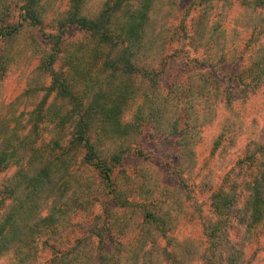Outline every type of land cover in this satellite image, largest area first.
Listing matches in <instances>:
<instances>
[{
  "label": "trees",
  "instance_id": "trees-1",
  "mask_svg": "<svg viewBox=\"0 0 264 264\" xmlns=\"http://www.w3.org/2000/svg\"><path fill=\"white\" fill-rule=\"evenodd\" d=\"M57 1L0 0V43L9 49L25 31L44 25L48 9L55 12L56 27V33L44 35L46 48L34 47L40 56L37 71L50 78V85L39 90L34 86L21 98L32 101L41 90L45 94L29 112L18 114L12 102L10 113L0 114V178L4 174L0 180V264H128L118 256L119 245L106 251L113 246L110 238L115 228L125 236L132 234V246H124L128 252L134 250L129 264L141 260L153 264L170 253L161 248L160 241L178 228L172 205L162 198L154 203L160 191L158 180L139 171L130 176L117 170L133 153L143 158L136 143L150 128L175 136L182 165L185 160L191 165L199 118L196 106L204 103L206 113L213 109L212 89L218 86L213 72L223 61L235 59L229 56V40L217 25L198 21L196 26L197 19L188 17L189 8L184 13L180 7L185 0H102L98 10L97 0H69L65 10L56 9L61 8ZM199 1L202 6L209 0ZM230 1L245 10L264 12V0ZM15 9L21 13L20 20L11 23ZM262 23L264 18L252 23L257 41L264 36V29L259 30ZM71 28L81 31L85 42L66 50L64 37ZM187 39L192 45L197 40L198 48L212 54L196 61L204 73H198V80L191 78L193 86L186 81L183 84L188 88L166 92L161 79L168 52ZM11 53L7 49L0 53V76L18 67ZM244 59V55L237 57ZM247 72L264 82V46ZM243 74L230 80L244 84ZM232 93L222 92L224 107L233 103ZM222 144L216 141L213 153H219ZM233 173L226 177L230 183L223 182L212 194V216L202 225L208 246L206 264H246L235 257L240 256L236 250L231 249L232 256L223 249L222 236L234 216L248 239L264 230V144L254 143L252 151L240 155ZM109 201L140 221L133 222L129 216L128 222L120 223L111 209H104L94 217L97 224L86 225V235L68 244L55 241L60 227L73 216L83 214L80 226L84 231L95 205ZM240 201L245 202L243 206Z\"/></svg>",
  "mask_w": 264,
  "mask_h": 264
},
{
  "label": "rangeland",
  "instance_id": "rangeland-1",
  "mask_svg": "<svg viewBox=\"0 0 264 264\" xmlns=\"http://www.w3.org/2000/svg\"><path fill=\"white\" fill-rule=\"evenodd\" d=\"M68 1L58 0L56 4L61 8L56 9H67ZM101 1L97 0L96 10L99 9ZM199 2V0H185L180 4V7L185 10L184 13L189 8L188 17L197 19L196 26L200 21L209 24V26L217 25L215 26L217 30L224 31L223 35L228 38L231 49L229 56L234 55L231 57L235 59H229L226 63L223 61L220 63L222 65L217 66L213 72L218 86L212 89L211 105L213 102L214 105H212L213 109H210L211 112L204 111L206 108L204 103L201 106L199 104L196 106L199 118L196 123L198 129L195 131L194 160L190 166L186 165L188 160H185L182 165L176 137L161 135L150 128L136 143L138 150L143 153V158L133 153L125 158L124 163L117 170H125L130 176L135 175L138 171L141 174L147 173L150 177L158 180L160 185V191L153 198L154 203L162 198L166 204L172 205L178 228L168 234L167 240L160 241L161 248L166 247L167 252L170 253L165 259L157 258L153 264H206L204 254L208 246L203 241L202 225L212 216L211 196L223 182L225 184L229 182L226 177L235 174L233 172L236 168V160L240 155L246 153L247 150L252 151L254 143L264 144V82L259 83L257 78L254 79V76L248 75L250 72H247L250 63L258 55V50L264 46V36L257 41L258 31L254 32L252 29L254 23L264 18V12L245 10L236 2L230 3V0L225 2L209 0L202 6ZM206 7L208 10L205 15L198 20ZM20 16L21 13L18 9L13 10L10 22H18ZM54 17L55 12L50 13L48 9L44 25L25 31L13 42L12 48L9 49L10 46L0 43V53L5 52L6 49L7 54L12 52L13 61H17L15 64H18L17 68L14 66L5 76H0V114L8 115L10 113L9 105L12 102L18 110V114L29 112L45 94L41 90L38 95L35 94L36 98L32 101L21 98L26 90L34 86H38L39 90L41 86L50 85V78L37 71L40 56L34 51V47L46 48L47 42L44 35L56 33V27L53 24ZM260 29L261 31L264 29V23ZM84 37L85 35L81 31L71 28L64 37L65 49L74 50L72 48H75L76 45L80 46L81 42H85ZM246 44H249L248 48H245ZM209 53L212 54L206 48H198L197 40L193 45L189 43L188 39L175 43L167 55L169 58H167V66L161 79L163 89L166 92L170 89L180 92L182 87H189L184 86L183 83L186 81H189V85L193 86L191 78L198 80V73H204L202 69H198L196 61L205 59ZM239 55H244L246 59L238 61ZM256 61L259 60L256 59ZM242 72H244L242 75L245 80L244 84H236L230 80L231 77ZM254 72L256 73V70ZM257 72L260 73L259 67ZM190 88L194 91V88ZM224 91L233 92V103L229 107L223 106L221 95ZM184 93L194 94L189 90ZM20 98L21 101L18 104ZM211 113L213 115L210 117ZM207 117L208 119H206ZM216 141H223V144L221 151L215 154L213 147ZM14 173L15 171L9 172L7 177L9 178ZM3 175L0 178L1 181L4 179ZM136 200L142 201L138 196ZM244 203V201H240V205L243 206ZM104 209H111L120 223L128 222L129 216H132L128 211L123 212V209L117 208L115 201L97 204L92 210V214L86 217L84 231L80 226L84 217L82 213H79L73 216V221L71 220L60 227V234L54 237L57 239L55 241L68 244L75 238L86 235L89 229L86 225L97 224L98 221L94 217L101 214ZM132 217L133 222L140 221L136 216ZM238 222L239 220H236L234 216L228 223V228L222 236L224 251H230V255L233 256L235 252L231 249L236 250L240 256L236 254L235 257H239V260L245 261L246 264H264V230L248 239L245 229L239 226ZM72 230L74 233L71 232ZM133 231L135 238L137 231L135 229ZM92 240L93 238H91V242ZM110 240L113 246H108L106 251L119 245L121 249L118 256L129 264L134 250L128 252L124 246L128 243L132 246V234L125 236L122 230L115 228ZM140 264H142V260Z\"/></svg>",
  "mask_w": 264,
  "mask_h": 264
}]
</instances>
